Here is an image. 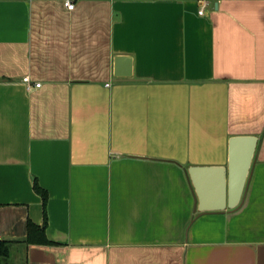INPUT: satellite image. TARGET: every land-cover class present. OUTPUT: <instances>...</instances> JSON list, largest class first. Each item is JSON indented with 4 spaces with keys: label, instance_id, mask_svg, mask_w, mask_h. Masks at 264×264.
I'll return each mask as SVG.
<instances>
[{
    "label": "crops",
    "instance_id": "1",
    "mask_svg": "<svg viewBox=\"0 0 264 264\" xmlns=\"http://www.w3.org/2000/svg\"><path fill=\"white\" fill-rule=\"evenodd\" d=\"M206 1L0 0L8 261L264 264V0ZM233 136L258 137L242 202L199 212L188 169L226 167ZM35 179L52 244L27 246Z\"/></svg>",
    "mask_w": 264,
    "mask_h": 264
},
{
    "label": "water",
    "instance_id": "2",
    "mask_svg": "<svg viewBox=\"0 0 264 264\" xmlns=\"http://www.w3.org/2000/svg\"><path fill=\"white\" fill-rule=\"evenodd\" d=\"M122 63H125L124 67ZM131 76L132 59L125 56L116 57L115 77ZM257 145V136H233L229 140V161L226 167L197 166L188 169L197 195L199 212L232 210L241 204Z\"/></svg>",
    "mask_w": 264,
    "mask_h": 264
},
{
    "label": "trees",
    "instance_id": "3",
    "mask_svg": "<svg viewBox=\"0 0 264 264\" xmlns=\"http://www.w3.org/2000/svg\"><path fill=\"white\" fill-rule=\"evenodd\" d=\"M34 189L42 197L43 200V214L44 222L43 224L36 225L30 220L28 221V236L25 240L27 246L30 244H41L49 245L52 244L45 235V231L48 225V215H47V204L49 195L48 192L43 189L37 179L34 180ZM12 241L2 240L0 241V264H5L11 257Z\"/></svg>",
    "mask_w": 264,
    "mask_h": 264
},
{
    "label": "built area",
    "instance_id": "4",
    "mask_svg": "<svg viewBox=\"0 0 264 264\" xmlns=\"http://www.w3.org/2000/svg\"><path fill=\"white\" fill-rule=\"evenodd\" d=\"M64 4H65V7H66L67 9H69V10H73L74 7H75L74 0H64ZM201 5H202V6H201V9L199 10V14H200V15H203L204 12H205L206 6H207V1H206V0H202ZM23 81H24V83L27 84V87H28L29 90H32L33 87H35V88H39V87H41V83H36V84L33 86L32 83H31L32 81H31L30 77H25V78L23 79Z\"/></svg>",
    "mask_w": 264,
    "mask_h": 264
},
{
    "label": "rangeland",
    "instance_id": "5",
    "mask_svg": "<svg viewBox=\"0 0 264 264\" xmlns=\"http://www.w3.org/2000/svg\"><path fill=\"white\" fill-rule=\"evenodd\" d=\"M5 264H20V263L13 262V261H7Z\"/></svg>",
    "mask_w": 264,
    "mask_h": 264
}]
</instances>
